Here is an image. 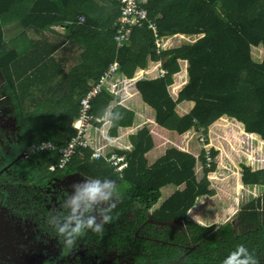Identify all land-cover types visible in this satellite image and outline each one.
I'll list each match as a JSON object with an SVG mask.
<instances>
[{
    "label": "trees",
    "instance_id": "16d2710c",
    "mask_svg": "<svg viewBox=\"0 0 264 264\" xmlns=\"http://www.w3.org/2000/svg\"><path fill=\"white\" fill-rule=\"evenodd\" d=\"M84 1L78 0L79 8L75 10L76 15H72L60 7L61 0H0V19L17 6L31 3L32 7H25L27 14L24 15L27 16L25 21L31 20L33 26L27 24L32 28H25L20 35L27 37V31L37 33L47 44L43 49L48 51L38 46V42L29 40L38 47L26 51L22 49L21 36H17L16 42L7 47L0 24V70L8 80L11 99L20 110L22 122L26 123L25 111L31 110L30 106L43 97L37 94V89L54 78L53 71L59 67L51 54L59 45H64L65 49L73 45L77 52L80 50L78 59L93 65L92 82L97 81L114 58L119 62L120 72L128 77L136 68H144L147 58L159 60L167 73L140 78L135 81V87L141 99L153 108L154 120L162 127L178 133L195 128L207 135L209 124L225 115L240 122L245 132L264 140V0H145L142 5L156 22L159 36L196 35L190 43L162 48L159 52L155 50L153 32L146 25L134 28L130 40L117 48L113 22L119 14L118 2L108 0L111 6L105 7V24H97L95 19H100L97 15H102L103 10L84 7ZM54 23L68 26L71 33L69 29L68 34L55 32L50 29ZM46 29L57 35L53 36L54 40L46 39ZM252 46L263 48L260 60L253 58ZM179 59L187 61L188 79L177 97L172 98L167 86L172 82V74L179 70ZM47 62L52 65L48 66ZM88 88L85 81L77 84L56 128L29 129L27 145L46 140H51L57 148L65 145L76 131L72 122L78 116L79 99ZM113 99H118V95L102 91L92 100L91 112L103 116ZM181 100L193 102L191 109L182 115L175 110ZM34 114L27 119H33L36 124ZM133 116L130 109L114 105L107 133L116 135L117 127L131 125ZM129 139L130 149H115L126 155L127 165L120 173L103 156L91 158L90 147L81 148L83 153H75L62 167L89 179L113 180L118 186V191H113L106 201L107 205L114 203L115 206L111 209L112 219L103 224V232L94 233L91 228L87 230L82 226V234L75 237V243L101 255L108 249L115 250L122 258H131L127 264H223L236 245L244 244L256 258V264H264V191L244 203L229 221L198 223L187 217V210L199 196L214 194L207 173L216 167L215 162L205 166L206 155L202 149L198 158L204 162L203 175L197 179V158L192 153L169 147L149 165L144 156L153 146L149 130L142 127ZM208 152L213 158L218 150L210 147ZM35 155L44 161L46 169L50 164L61 171L57 165L60 157L57 150L37 151ZM240 179L245 185H264V166L252 169L242 164ZM169 183L183 184V187L153 208L161 197V187ZM147 219L152 223H147ZM174 219L183 220L184 229L181 225L153 230L155 223ZM151 235L156 239H151Z\"/></svg>",
    "mask_w": 264,
    "mask_h": 264
},
{
    "label": "rangeland",
    "instance_id": "374dc122",
    "mask_svg": "<svg viewBox=\"0 0 264 264\" xmlns=\"http://www.w3.org/2000/svg\"><path fill=\"white\" fill-rule=\"evenodd\" d=\"M5 30V34L9 31ZM180 37V36H178ZM183 37V36H181ZM196 35L190 34L185 35L182 38L174 37L172 38V42L167 44L165 48L170 47H178L183 43H190L195 39ZM263 48L261 46H252L251 54L255 60H260L262 57ZM183 59H179V70L183 69L185 63L182 62ZM149 58H147V62ZM147 64V63H146ZM158 65V61H156L155 67ZM137 69V68H136ZM135 69V70H136ZM152 69V70H153ZM145 71H135L133 72V77L135 79L148 77L149 73ZM156 71H151V74L154 75ZM135 73V74H134ZM144 73V74H141ZM173 75V74H172ZM173 77V76H171ZM173 79V78H172ZM172 83V82H171ZM170 83V84H171ZM176 109V107H175ZM33 112L35 111L34 116H39L44 109L42 107H34ZM147 114H151L150 110H146ZM27 119V118H26ZM38 121V119H35ZM33 119L26 121L27 126L30 128L34 127V129H38L40 122L38 121L35 125L32 122ZM136 121H139L136 118ZM39 123V124H38ZM26 126V127H27ZM186 138L191 139L192 151L196 153V155H200L202 149H208L209 147H213L218 150L217 154L210 160L211 162H215L216 167L213 170L207 173V177L210 181L209 187L214 190V194L208 195L204 194L199 196L196 202L187 210V217L204 225H210L212 223H223L225 221H229L233 219L237 211L242 207L244 203H247L249 200L257 197L262 191H264V185H245L241 182V166L242 164L249 165L250 167H263L264 166V140L259 137L252 135L250 133H246L243 130V125L238 122L236 119L221 116L211 122L207 127V135H204L202 132L196 131V129H189ZM90 135V128H89ZM200 136L202 140H200ZM206 137L208 138L209 144L208 146H204L203 143L206 141ZM186 138L183 141H186ZM179 138H175L170 145L176 146V143L181 147H184L181 142H177ZM107 147L106 149H108ZM200 158V157H199ZM196 162L195 166V174L197 179L201 178L203 175V167L204 162L203 159H199ZM208 161V160H207ZM205 159V162H207ZM210 162V163H211ZM50 165V168H53ZM205 166H207L205 164ZM40 173V172H39ZM81 174V173H80ZM87 177V176H86ZM90 179H87L89 181ZM78 182V181H77ZM76 182V184H77ZM74 183V182H73ZM85 183V182H83ZM80 182V185L83 184ZM183 184L177 187L176 189L182 188ZM170 187H163L161 189V197L159 201L153 206L155 208L158 206L165 198H167L169 194L168 189ZM77 190V189H76ZM76 193V191H75ZM69 192L66 193L67 199L70 198L68 196ZM72 195V193L70 194ZM111 194L110 196H112ZM107 205L106 201L104 202H96L92 205L91 212L81 213L80 209H77V213L73 214L71 211H67V217L70 215H76L78 219L81 221L85 220L82 218H86L88 215H94L97 217V222H99L100 215L96 206L102 208V205ZM70 208V207H69ZM151 208L148 213L150 214ZM70 210V209H69ZM88 214V215H87ZM130 213L127 214L130 217ZM147 223H152L151 220L147 219ZM74 222V220H64L63 223ZM154 225V224H153ZM182 225V229H184L183 225L185 222L183 220H166L162 221V223H155L153 230L156 231L158 229H163L166 226L174 229ZM142 227L138 226L135 230V234ZM87 230L90 227H86ZM180 229V228H179ZM148 230V229H147ZM155 235H151V239H156ZM56 246L52 247V251L50 252V256L47 257V264H123V261L127 264L130 257H123L121 254L115 250L108 249L106 250L105 255H101L100 253H91L84 254L80 252L77 248L72 247L68 249L65 254H63L64 246L62 247L59 244H55ZM20 246L10 245L8 247V256L11 264H43L44 257H37L34 252H19ZM70 250V251H69ZM56 255V257H53ZM58 255V256H57ZM84 255H89V261L87 257L84 258ZM50 259V261H49ZM128 259V260H127ZM2 260V261H3ZM14 260V261H12ZM29 260V262H26ZM18 261V262H17ZM90 262V263H89ZM8 264V263H3Z\"/></svg>",
    "mask_w": 264,
    "mask_h": 264
},
{
    "label": "flooded vegetation",
    "instance_id": "af4514ba",
    "mask_svg": "<svg viewBox=\"0 0 264 264\" xmlns=\"http://www.w3.org/2000/svg\"><path fill=\"white\" fill-rule=\"evenodd\" d=\"M28 130L11 99L8 80L0 73V264H11L3 260L9 259L10 245L20 246L19 252H34L37 257H44L43 264H47L52 247L55 244L62 247L65 238L56 231L55 224L61 226L67 220L70 208L66 193L73 196L76 186L88 179L62 167L57 171L50 164L46 169L44 161L28 150ZM73 247L84 254H97L82 244L74 242ZM66 252L64 249L63 254Z\"/></svg>",
    "mask_w": 264,
    "mask_h": 264
},
{
    "label": "crops",
    "instance_id": "0c3cea01",
    "mask_svg": "<svg viewBox=\"0 0 264 264\" xmlns=\"http://www.w3.org/2000/svg\"><path fill=\"white\" fill-rule=\"evenodd\" d=\"M29 2V1H28ZM31 3L29 4H22L21 6H17L18 8L15 9L11 14H6L5 17H2L0 19V24L2 27V31H3V37L6 41V45L7 47H10V45L12 43H14V41L16 42V37L17 36H21L22 39H19L22 42V49L26 50V51H30L32 48L34 47H42L43 48H47L46 41L45 39L42 37V35H38L37 33H31L29 31L26 32L27 37H25V35H20L22 33V31L26 28V29H31V26H26L27 24H31L33 26V24L30 21H25L27 20V16L24 14H27L25 11H27L25 9V7H32V5L30 6ZM84 7H91L92 10L96 9V8H100L101 11L103 10V14L98 16L100 19H95V23L97 24H105V13H106V9L105 7H110L111 3L108 0H85L83 3ZM60 7L66 11V12H70L72 15H76L75 10L78 9V0H70L67 2H64L61 0V4ZM91 10V11H92ZM92 14V12H91ZM93 15V14H92ZM80 16H82L80 14ZM96 16V15H95ZM23 19V20H22ZM28 27V28H27ZM7 29L9 30L6 34H5V30ZM50 29H54L55 32L58 33H62L68 34V29L70 31V28L68 26H64L63 24L60 23H54L52 26H50ZM47 33V40L51 41L54 40L53 36H57L56 34L50 33V31H47V29L45 30ZM71 33V31L69 32V34ZM185 35H190V34H183V33H175L172 35H168L170 36V38H182ZM180 36V37H178ZM183 36V37H181ZM24 37L26 39H24ZM171 38V39H172ZM170 39V41L172 42V40ZM31 40L32 43L33 41L38 42V46L33 44L29 41ZM170 43V42H169ZM35 49V54L36 53ZM46 50V49H43ZM48 51V50H46ZM80 52V50H78L75 46L71 45L69 47V49H65L64 45H59L57 47V49L51 54L52 57L54 58V60L59 63V67H57L56 69H52V67H50V69H52V71L54 72L55 76L54 78H52L51 80H49V82L47 83L46 81L43 83L44 85L41 88L37 89V94H40V99L38 101V103L30 106L32 109L34 107H42L44 110L41 112L43 113L42 115L40 114L39 116H35L34 119H38V121L40 122L39 128H41L42 126H45L47 129L49 130H54L56 127V124L58 122H60V120L62 119V115H63V110L66 108V106L69 104V102L72 100V96L75 90V86H77V84H79L82 81H85L88 85H90L92 83V75H93V71L91 70V66L93 65H88L87 63H85L84 61H81L78 59V53ZM44 54H46V52H42ZM76 53V54H73ZM156 61L158 60H151L149 59V61L147 62V64L145 65V67L143 68H137L135 70V73H137L136 71H146V73L148 74L150 71H152L153 67L156 64ZM182 62L185 63L183 69L178 70L177 72L173 73V79H172V83L169 84L167 86V89L170 93V95L172 96V98H176L178 95V91L181 89V87L187 82L188 76H187V61L186 60H182ZM48 66H51L52 63H48ZM62 68V69H60ZM47 72V70H46ZM134 73V74H135ZM144 74V73H141ZM121 75H123L122 73H118L116 75V77H120ZM149 75V74H148ZM54 88L52 90L49 91V89L51 88L52 85H54ZM121 85H119L117 88V92L111 93V94H115L118 95V99H113L111 100V102L113 104H120L128 109H130L131 111H133L134 116H133V122L131 125L129 126H118L116 129V135H110L108 134V125L107 123H103L100 121V123L97 122H92L90 128V135H89V128L87 130V133L89 135V141L90 143H96L98 144V142H105L107 143L109 149L115 151V149H127L129 147H131V143H130V139L129 136L134 134L135 132H137L140 128L142 127H146L151 136H152V140H153V146L144 154L145 158H146V162L147 164H152L157 158H159L161 155L164 154L165 150L169 147H177L179 149L185 150V151H189L192 154L196 155V153H194L191 149L192 146L191 145V139L190 138H186L187 137V133L189 130L183 132V133H178L176 131L173 130H169L167 128H164L162 126H160L159 124H157L154 120V110L152 107H150L148 104H146L140 97L139 92L137 91V89L135 88L134 85H130L129 87V91L130 93L127 94L126 91H122L120 88ZM42 93H45L44 95ZM115 104V105H116ZM114 106V105H113ZM112 106V107H113ZM193 106V102L191 100H181L176 104V112L180 115L187 113L191 107ZM111 107V108H112ZM28 110L27 112L25 111V117L26 118H30L32 115H30L31 113H34L33 110ZM108 110L104 113V118H102L104 121H108V117H109V113H110V108L108 106L107 108ZM146 110H150L151 114H147L145 112ZM136 118H138L139 121H136ZM26 121H28V119H26ZM36 121V122H38ZM103 123V124H101ZM27 126V123H25ZM39 124V123H38ZM35 125V124H34ZM33 126V125H31ZM30 128L27 126L28 129H34V127ZM97 127V128H95ZM175 138H179L177 142H181L182 145L184 147H181L179 144L176 143V146H172L170 145V143L173 142V140ZM186 138V141H183V139ZM252 169L254 168H261V167H252ZM182 185V184H181ZM180 186V185H179ZM178 185L174 184V183H169L166 184L164 186L161 187V189L163 187H170L168 189L167 192H169V194L173 191L176 190L177 187H179Z\"/></svg>",
    "mask_w": 264,
    "mask_h": 264
},
{
    "label": "built area",
    "instance_id": "2783aa9c",
    "mask_svg": "<svg viewBox=\"0 0 264 264\" xmlns=\"http://www.w3.org/2000/svg\"><path fill=\"white\" fill-rule=\"evenodd\" d=\"M116 1L118 2L119 14L114 20L113 24L115 26L114 41L117 48L123 46L124 43H127L130 40L132 30L135 27H142L144 25L150 28L153 32V43L155 45L156 52H159L160 49L165 48V46L169 44V37H163L157 34L156 22L149 18L147 9L142 5L144 0ZM82 18L83 17L81 16L80 19ZM118 69V60L114 58L99 75L97 81L94 82L81 96L79 100L80 106L78 117L72 123L76 131L65 145L59 146L57 148L55 143H53L51 140H46L40 143H31L28 148L29 152H37L47 149L57 150V153L60 155L57 165L61 168L67 164V162L75 153L82 154L83 152L80 151L81 148L90 146L92 147L91 158L103 156L107 161L115 166L116 170H121L123 166H125V163H120V160H122L124 156L118 155L115 152H111L109 155H106L108 152V150H105L107 143H90L88 134L86 132L91 120H99V118L93 115L90 110L94 97L102 92L104 87H106L109 83L110 86L116 88V85L120 82H123L124 85H130L131 82L134 84L135 80H137L132 76L131 78H122L120 81H111ZM152 71H156L155 74L152 75L150 71L148 77L163 76L167 73V70L161 66L160 61H158V65ZM112 90L116 91V89ZM200 140H202V137H200ZM207 160L208 162L210 161L209 155L207 156Z\"/></svg>",
    "mask_w": 264,
    "mask_h": 264
},
{
    "label": "clouds",
    "instance_id": "9594fccd",
    "mask_svg": "<svg viewBox=\"0 0 264 264\" xmlns=\"http://www.w3.org/2000/svg\"><path fill=\"white\" fill-rule=\"evenodd\" d=\"M145 1V0H144ZM144 3V2H143ZM142 3V4H143ZM149 16V15H148ZM81 17V16H80ZM79 17V18H80ZM150 18V17H149ZM152 19V18H151ZM153 20V19H152ZM154 21V20H153ZM143 27V26H142ZM135 28H139V27H135ZM163 37H169L168 35H164ZM171 39V38H170ZM171 42V41H170ZM159 61V60H158ZM111 62V61H110ZM119 63V62H118ZM109 64V63H108ZM107 64V65H108ZM161 64V63H160ZM104 70V69H103ZM102 70V71H103ZM101 71V73H102ZM100 73V74H101ZM118 73H122L120 72V70L118 69L117 73H115V75L113 76V78L111 79V81H120L122 78H131V77H128L126 75H121L120 77H116V75ZM99 78V77H98ZM97 78V79H98ZM143 78H150V77H143ZM140 79V78H139ZM138 80V79H137ZM136 81V80H135ZM94 82H92L89 87L93 84ZM119 85L121 90L122 91H126L127 94L130 93V91L128 90L130 85H134L135 86V82L134 84H131L130 85H124L123 82H120L116 85V87H118ZM136 88V87H135ZM89 89V88H88ZM87 89V90H88ZM112 89H116L117 88H114L113 86H110V83L104 87V89L102 91H108L109 93H114V92H117V91H114ZM126 89V90H125ZM101 93V92H100ZM99 93V94H100ZM81 98V97H80ZM95 98V97H94ZM80 100V99H79ZM116 104V102H115ZM112 102H110V104L108 105L110 110H111V107L113 105ZM91 106H92V103H91ZM108 110V109H107ZM106 110V111H107ZM105 111V112H106ZM110 114V113H109ZM94 115V114H93ZM96 116V115H95ZM78 117V116H77ZM99 118V120H91L90 122V125L88 126V128L91 126V123L92 121H101L103 123H107V125L109 126V123H110V120L108 121H104L102 118H104V115L103 116H96ZM77 119V118H76ZM109 119V117H108ZM75 121V120H74ZM73 121V122H74ZM72 122V123H73ZM101 123V124H103ZM87 128V130H88ZM97 128V127H95ZM165 128V127H164ZM192 129V128H190ZM195 129V128H194ZM76 130V129H75ZM86 130V132H87ZM244 130V129H243ZM196 131L198 132H201L200 129H196ZM247 133V132H246ZM88 134V133H87ZM201 137V136H200ZM88 138H89V135H88ZM209 144V141H205L203 143V145L206 147L208 146ZM90 147V146H88ZM108 147V145H107ZM106 147V148H107ZM87 148V147H86ZM92 148V147H90ZM177 148V147H176ZM207 148V147H206ZM210 148V147H209ZM209 148L208 149H204L205 150V159L207 161V156L209 155ZM127 149H130L127 148ZM105 150H108L107 154L106 155H109L111 152H115L117 153L116 151H113L111 149H105ZM185 151V150H184ZM189 152V151H188ZM191 153V152H190ZM118 155H123L124 158L122 160H120V163H125V166L127 165V161H126V158H125V153H117ZM194 155V154H193ZM197 159H196V162L198 160V155H194ZM210 157V156H209ZM212 158H210L211 160ZM109 162V161H108ZM211 161H207L206 162V165L208 166L209 163ZM110 163V162H109ZM111 164V163H110ZM113 169L117 172H121L123 170V168L121 170H116L115 169V166L113 164H111ZM196 166V164H195ZM89 179V178H88ZM181 185V184H180ZM179 186V185H178ZM76 193L71 196L70 198L67 199V206L70 207V211L71 213L75 214L77 213V209H80V212L81 213H84V212H91L92 210V205L96 202H104V201H108L110 195L112 194L113 191H118V186L115 184V182L113 180H110V179H104L103 181H101L100 179L98 178H92L90 179L89 181L83 183L82 185H77L76 186ZM114 203H109L108 204V207L105 208V209H98L99 211V214H100V219H99V222H97V217L94 216V215H88L86 217L85 220L81 221L80 219L77 218L76 215H70L67 217V219L69 220H74L75 223L73 226L69 227V225L67 223L59 226L56 228V231L60 234H63V236L65 237L63 240H62V243L64 245V249L67 251L68 249L72 248L73 247V242H74V239L76 236H79L82 234V226L83 227H90L92 229V232L94 233H102L103 232V224L105 222H109L111 219H112V215H111V209L114 207ZM223 264H256V258L250 254L249 250L247 249V247L244 245V244H238L236 245V247L224 258L223 260Z\"/></svg>",
    "mask_w": 264,
    "mask_h": 264
},
{
    "label": "water",
    "instance_id": "95a60500",
    "mask_svg": "<svg viewBox=\"0 0 264 264\" xmlns=\"http://www.w3.org/2000/svg\"><path fill=\"white\" fill-rule=\"evenodd\" d=\"M0 73H1V75H2V72H1V70H0Z\"/></svg>",
    "mask_w": 264,
    "mask_h": 264
}]
</instances>
